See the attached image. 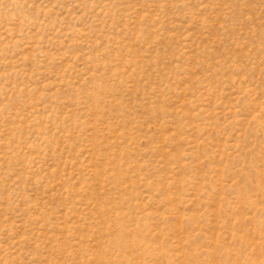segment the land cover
Wrapping results in <instances>:
<instances>
[{
    "label": "rangeland",
    "instance_id": "374dc122",
    "mask_svg": "<svg viewBox=\"0 0 264 264\" xmlns=\"http://www.w3.org/2000/svg\"><path fill=\"white\" fill-rule=\"evenodd\" d=\"M0 264H264V0H0Z\"/></svg>",
    "mask_w": 264,
    "mask_h": 264
}]
</instances>
